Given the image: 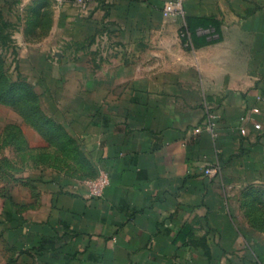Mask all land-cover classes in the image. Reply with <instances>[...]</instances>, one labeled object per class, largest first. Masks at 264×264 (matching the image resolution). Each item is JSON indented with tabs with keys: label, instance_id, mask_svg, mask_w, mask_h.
Instances as JSON below:
<instances>
[{
	"label": "crops",
	"instance_id": "0c3cea01",
	"mask_svg": "<svg viewBox=\"0 0 264 264\" xmlns=\"http://www.w3.org/2000/svg\"><path fill=\"white\" fill-rule=\"evenodd\" d=\"M166 1L0 0L2 264H262L264 0Z\"/></svg>",
	"mask_w": 264,
	"mask_h": 264
},
{
	"label": "built area",
	"instance_id": "2783aa9c",
	"mask_svg": "<svg viewBox=\"0 0 264 264\" xmlns=\"http://www.w3.org/2000/svg\"><path fill=\"white\" fill-rule=\"evenodd\" d=\"M184 2L185 0H167L162 6L163 15L168 19H176L183 17ZM73 3L77 5L80 9L85 10L88 8L90 0H73ZM195 33L203 35L205 39L208 41L216 40L219 37L218 31L215 29L214 26L211 25L207 27H199L195 30ZM179 34L181 37L184 38L185 45L191 44L192 34L187 29L185 24L182 26V28H180ZM252 112L257 113L259 112V109L257 107H253ZM214 124H215L214 116L209 114L204 126L211 130ZM254 128L260 129L261 125L256 122L254 123ZM198 129L199 128H196V130ZM240 132L244 134L245 128L241 127ZM218 168L219 167L214 163L207 161L204 165L203 171L204 174L208 176H215L218 173ZM109 180L110 177L108 170L104 166H100L95 177L81 179L78 181V184L86 186L90 196L101 197L103 195L105 187L109 184Z\"/></svg>",
	"mask_w": 264,
	"mask_h": 264
},
{
	"label": "rangeland",
	"instance_id": "374dc122",
	"mask_svg": "<svg viewBox=\"0 0 264 264\" xmlns=\"http://www.w3.org/2000/svg\"><path fill=\"white\" fill-rule=\"evenodd\" d=\"M61 52V51H60ZM68 52V51H67ZM67 52H65L67 54ZM55 56V55H54ZM68 56H72L70 53ZM4 70V66L3 64L0 63V71ZM5 87V83L4 81H0V89H3ZM29 107H32V104H30ZM19 118L17 117V115L12 111L9 110L3 106H0V127L3 125L4 122H6L7 120H18ZM3 151V147L0 148V152ZM6 151V150H5ZM52 154H50L51 156ZM63 158H65V160H67L66 158V154H63ZM53 161V160H52ZM56 162H63L62 160H57ZM67 162V161H65ZM5 182V177L4 176H0V185L3 184ZM264 202V199L263 201ZM0 203H1V199H0ZM262 216L263 218V223L261 224V228L263 231V235L262 238H258L257 241H254V247L258 250L259 252V256L257 257L258 260L264 264V207L262 209H260V212H256L254 214V216ZM261 253V254H260ZM3 263L2 258H0V264Z\"/></svg>",
	"mask_w": 264,
	"mask_h": 264
},
{
	"label": "trees",
	"instance_id": "16d2710c",
	"mask_svg": "<svg viewBox=\"0 0 264 264\" xmlns=\"http://www.w3.org/2000/svg\"><path fill=\"white\" fill-rule=\"evenodd\" d=\"M209 25L214 26L215 29L218 31V27H217V24H216V22L214 21V19H207L205 22L199 24V26H201V27H207V26H209ZM196 26H198V25H196ZM196 26H194V27H196ZM189 27H190V29L193 28V27H191V26H189ZM218 33H219V31H218Z\"/></svg>",
	"mask_w": 264,
	"mask_h": 264
}]
</instances>
